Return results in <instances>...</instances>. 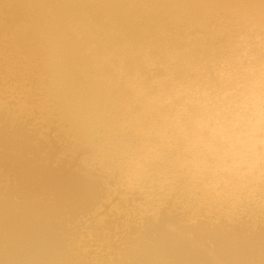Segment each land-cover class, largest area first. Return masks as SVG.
Listing matches in <instances>:
<instances>
[{"label":"bare ground","instance_id":"obj_1","mask_svg":"<svg viewBox=\"0 0 264 264\" xmlns=\"http://www.w3.org/2000/svg\"><path fill=\"white\" fill-rule=\"evenodd\" d=\"M0 264H264V0H0Z\"/></svg>","mask_w":264,"mask_h":264}]
</instances>
